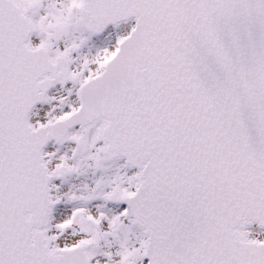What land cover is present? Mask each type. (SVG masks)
I'll list each match as a JSON object with an SVG mask.
<instances>
[{"label": "snow or ice", "instance_id": "1", "mask_svg": "<svg viewBox=\"0 0 264 264\" xmlns=\"http://www.w3.org/2000/svg\"><path fill=\"white\" fill-rule=\"evenodd\" d=\"M0 264H264V0H0Z\"/></svg>", "mask_w": 264, "mask_h": 264}]
</instances>
